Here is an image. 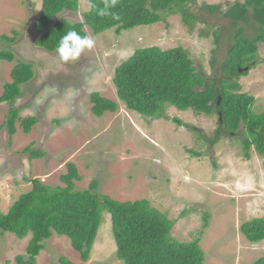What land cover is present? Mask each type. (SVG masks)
I'll return each mask as SVG.
<instances>
[{"label":"rangeland","instance_id":"1","mask_svg":"<svg viewBox=\"0 0 264 264\" xmlns=\"http://www.w3.org/2000/svg\"><path fill=\"white\" fill-rule=\"evenodd\" d=\"M231 1L192 3L198 16L192 29L172 13L163 21L121 35L114 29L95 34L85 25L95 46L77 61L64 63L57 51L37 45L41 0H0V52L6 49L15 56L12 62L0 58V95L12 81L11 71L17 62L32 63L34 78L21 85L23 95L13 106L19 109L20 118H37L30 133L17 121V132L11 137L5 122L12 104L0 103V209L8 212L18 196L31 188L25 178L65 185L60 177L67 172V163L74 162L82 176L75 189H88L96 178L98 191L116 200L148 199L177 220L172 230L175 239L200 240L204 264H255L263 258L264 240L251 242L241 230L248 221L264 217L263 156L251 151L247 158L241 134L229 138L217 133L216 114L197 115L173 106L167 112L171 119L152 120L128 109L113 80L117 67L136 49L152 45L183 46L207 74L214 71L215 57V74H221L234 39L226 37V42L216 47L219 10L212 13L208 6L226 10ZM79 4L78 11L65 10L61 15L83 22L90 2L79 0ZM13 30L18 31L13 42L2 39V35L15 36ZM256 61L238 82L243 92L255 97L253 109L260 113L264 111V44L259 45ZM93 92L118 102V110L95 115ZM173 117L191 128L178 125ZM27 146L45 155L30 159ZM29 238L0 230V264H17L16 256L26 255ZM45 245L36 264H63L62 257L73 264H121L115 257L117 245L107 213L88 261L81 259L65 235L54 233Z\"/></svg>","mask_w":264,"mask_h":264},{"label":"trees","instance_id":"2","mask_svg":"<svg viewBox=\"0 0 264 264\" xmlns=\"http://www.w3.org/2000/svg\"><path fill=\"white\" fill-rule=\"evenodd\" d=\"M197 0H118L114 8L105 9L106 0H89L90 9L84 13L83 22H72L61 15L65 10L78 11L79 0H41L36 18L40 37L37 45L47 51H56L60 38L69 30L88 35L85 25L95 34L114 29L117 35L138 26L163 21L168 13L180 15L189 28L198 21L191 9ZM212 13L220 8L208 6ZM101 10L107 14L99 15ZM225 11V12H224ZM222 13L238 22L253 24L256 34L246 37L244 26L237 30L234 44L228 50L216 73V58L212 59L214 71L207 74L202 66L195 65L189 51L183 46L162 48L152 45L136 49L115 71L113 78L118 97L128 109L152 120L165 118L169 107L181 111L193 110L197 115L222 117L217 133L230 136L241 134L246 157L255 151L264 158V111L255 112L256 99L243 92L238 80L256 66L259 45L264 44V0H232ZM61 15V16H60ZM115 17H118L115 18ZM218 30V29H217ZM2 35L13 42L18 35ZM216 47L220 46V32L214 35ZM0 58L12 62L14 54L2 50ZM244 66L248 70H244ZM242 68V72L238 69ZM244 67V68H243ZM35 75L32 63L18 61L11 71V82L4 85L0 103L12 104L6 125L11 137L17 132L20 120L25 133L36 124L34 116L19 117V109L13 104L23 95L21 85L29 83ZM92 111L97 116L116 112L118 102L102 96L91 95ZM178 125L191 126L173 117ZM30 159L43 157L42 150L27 146ZM200 156V152H192ZM214 165H216L214 163ZM31 188L20 194L8 212L0 209V230L12 232L19 238L30 235L26 255H17V264H36L37 257L46 248L45 242L54 233L70 238L72 247L83 261L90 259L105 213L110 215L117 249L115 257L121 264H204V251L200 240L178 241L172 234L177 220L153 206L148 199L120 201L98 191V179L93 178L89 188L75 189V182L82 179L74 162L67 163V172L60 179L65 185H49L39 178H25ZM206 226L209 214L204 216ZM251 242L264 240V217H256L241 227ZM63 264H73L62 257ZM264 264V257L255 262Z\"/></svg>","mask_w":264,"mask_h":264},{"label":"clouds","instance_id":"3","mask_svg":"<svg viewBox=\"0 0 264 264\" xmlns=\"http://www.w3.org/2000/svg\"><path fill=\"white\" fill-rule=\"evenodd\" d=\"M118 0H106L105 9L114 8ZM99 15L107 12L101 10ZM118 19V17H115ZM95 39L90 35H81L76 30H69L63 35L57 45L58 59L64 63L75 62L86 51L95 46Z\"/></svg>","mask_w":264,"mask_h":264},{"label":"flooded vegetation","instance_id":"4","mask_svg":"<svg viewBox=\"0 0 264 264\" xmlns=\"http://www.w3.org/2000/svg\"><path fill=\"white\" fill-rule=\"evenodd\" d=\"M220 7V6H219ZM219 10V13H218V30L220 32V47H221V44L224 42H226V37L229 38H233L235 39V35H236V32L238 29H240L242 26H244V35L246 37H249V38H253V35H255V31H256V28L253 27V24H244L242 22H238V24L235 26L233 20H231L230 18H227L225 15H223V11L224 10H221V8L218 9ZM225 12V11H224ZM230 30H233V34L230 33L231 31ZM248 68V67H247ZM240 69H242L240 67ZM249 72V71H248ZM221 122H222V117H219L218 119V124H217V132L219 131V127L221 126ZM224 134V136H228L230 138V135H228L227 133L225 132H222ZM221 133V134H222Z\"/></svg>","mask_w":264,"mask_h":264},{"label":"water","instance_id":"5","mask_svg":"<svg viewBox=\"0 0 264 264\" xmlns=\"http://www.w3.org/2000/svg\"><path fill=\"white\" fill-rule=\"evenodd\" d=\"M239 70H240V72H242V70H243V69H239ZM244 70H245V71H247V70H248V68H247V67H245V68H244Z\"/></svg>","mask_w":264,"mask_h":264}]
</instances>
